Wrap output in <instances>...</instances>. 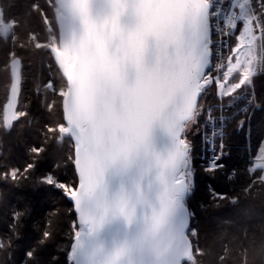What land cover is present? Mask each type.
<instances>
[{
  "label": "snow or ice",
  "instance_id": "snow-or-ice-1",
  "mask_svg": "<svg viewBox=\"0 0 264 264\" xmlns=\"http://www.w3.org/2000/svg\"><path fill=\"white\" fill-rule=\"evenodd\" d=\"M47 5L54 6L57 29L34 5L49 34L35 47L49 53V78L41 87L59 98L62 115L38 129L41 142L28 146L32 158L23 168L0 161V204L10 195L29 199L26 189L33 198L46 192L65 199L71 205L70 242L45 261L44 250L57 242L50 218L35 243L21 249L19 264H59L57 252L64 264H195L199 231L188 200L196 187L197 139L210 181L209 206L237 204L238 196L227 191L239 171L226 162L227 127L251 141L254 118L264 114V99L256 92V77L264 75V27L257 35L250 21L236 16L237 0H47ZM214 36L228 49L215 73ZM10 67L15 79L0 110L8 133L29 116L15 111L22 63ZM52 140L67 151L38 171ZM257 152L261 163L255 170L250 161L244 167L252 176L264 172V121ZM69 166L70 179L60 172ZM218 177L223 185L212 182ZM31 212L29 203L14 205L0 232V251L9 262L14 245L25 239Z\"/></svg>",
  "mask_w": 264,
  "mask_h": 264
},
{
  "label": "trees",
  "instance_id": "trees-1",
  "mask_svg": "<svg viewBox=\"0 0 264 264\" xmlns=\"http://www.w3.org/2000/svg\"><path fill=\"white\" fill-rule=\"evenodd\" d=\"M35 2H38L41 8L44 0H2L6 21L13 18L15 24L0 33V110L3 109L6 100L10 78L6 71L7 58L10 46H13L22 63L21 91L17 108L19 112H27L32 118V123L28 124L29 116L21 117L13 124V130L8 133L3 125V111H0V161L20 168H23L25 163L32 158L28 154V146L41 142L38 129L45 121L55 124L62 115L59 98L54 97L47 88L41 87V84L48 79L49 69L46 67V62L49 53L35 47L36 41L45 40L47 36L40 8L34 9ZM12 31L15 32L14 41L5 38ZM32 33L36 34L35 39ZM17 40L18 46H15ZM232 43H235L234 38ZM53 75H56L55 70H53ZM58 79L56 77L57 82ZM60 85L58 82L57 90ZM37 88H39L40 95L36 94ZM256 92L264 99V75L256 77ZM214 99V94L210 95L208 103H213ZM42 100L43 104H41ZM53 100L56 104L49 112L48 104ZM262 121H264V114L257 113L253 121L252 156H256ZM227 131L230 137L227 143L231 158L226 162L229 169L236 167L239 170L235 181L229 185L227 191L232 192L234 197L238 196L239 202L235 205L222 204L219 208L209 206L207 185L210 181L202 171L203 163L199 159L200 142L197 139L194 153L196 156V187L194 194L188 200L190 208L197 214L192 225L199 231L200 254L196 255L194 252L195 264H264V179L261 171H257L255 176H252L244 168L250 161L252 169L255 170L253 160L248 157L245 149V135L235 133L231 124ZM49 144V153L45 154L38 171L49 168L55 159L62 157L67 151V145H59L55 140L50 141ZM60 172L66 178L70 179L72 176L71 166L62 168ZM212 182L224 184L223 179L219 177ZM25 195L29 199H17L16 195H10L8 203L0 204V232L7 229L10 212L14 205L23 208L25 203H29L32 206L24 241L14 245L10 262L5 253L0 251V264H19L21 249L28 244L35 243L44 228L49 225L50 218L55 226L57 242L44 250L45 261L49 253L70 242L68 225L72 219L69 214L71 205L65 199L51 193L41 192L33 198L26 189ZM192 239L195 244V238ZM57 255L59 264H64V255L59 252ZM188 264H191V261Z\"/></svg>",
  "mask_w": 264,
  "mask_h": 264
},
{
  "label": "rangeland",
  "instance_id": "rangeland-1",
  "mask_svg": "<svg viewBox=\"0 0 264 264\" xmlns=\"http://www.w3.org/2000/svg\"><path fill=\"white\" fill-rule=\"evenodd\" d=\"M3 6H2V5ZM38 4V2H35V5H37ZM39 5V4H38ZM40 6V5H39ZM4 8V4L2 3V0H0V23H3V22H6V23H8L11 27L15 24V21H14V19L13 18H11V20H9V21H6V19H5V17H4V11H5V9H3ZM41 8H43L44 9V11L45 12H47V14H48V16H49V18H50V20L53 22V28L54 29H57V25H56V23H55V11H54V6L53 7H48V5H47V0H44V2H43V4L41 5ZM242 9H243V13H241L240 12V9L238 10V16H241L242 15V17H243V20H245V21H250L251 22V20H250V18H249V16H248V13H247V10L245 9V7H241ZM22 18V17H21ZM13 19V20H12ZM252 24V23H251ZM1 33V32H0ZM45 34L48 36L49 34L48 33H46L45 32ZM14 35H15V32H13L12 31V33L8 36V37H5V38H8V39H11V41H14L15 40V37H14ZM57 35H58V33H57ZM46 36V37H47ZM15 46H18V40H17V42L14 44ZM16 54H18L17 53V50H14L13 49V46H10V49H9V52H8V58H7V60H8V64H7V66H6V71H8V73H9V75H10V78H9V82H8V86H7V90H6V99H7V95H8V91H9V87H10V84H11V73H10V61L15 57V56H17ZM47 55H48V53H47ZM49 56V55H48ZM48 78H49V75H48ZM21 80H22V76H21ZM57 84H58V82L56 83V88H57ZM60 87H62V85H60ZM59 90V89H58ZM19 100V99H18ZM17 112H19L18 111V108H17ZM252 139V138H251ZM199 140V139H198ZM199 142H200V140H199ZM245 149H246V151H247V155H248V157L250 158V159H252L253 160V162H254V157H256V156H252V142L251 141H248V139L246 138V135H245ZM228 151H229V145H228ZM203 153H202V145H201V143H200V151H199V159H200V157H201V155H202ZM258 155V152H256L255 153V155ZM200 161L204 164L205 162L204 161H202L201 159H200ZM253 167H255L254 166V164H253Z\"/></svg>",
  "mask_w": 264,
  "mask_h": 264
},
{
  "label": "built area",
  "instance_id": "built-area-1",
  "mask_svg": "<svg viewBox=\"0 0 264 264\" xmlns=\"http://www.w3.org/2000/svg\"><path fill=\"white\" fill-rule=\"evenodd\" d=\"M241 7H245L249 14V18L251 20L252 26L257 30V35H259V29L261 27H264V5H261L260 0H237V10L235 15L237 16L238 10ZM259 22V23H257ZM215 41H217L215 46V55L213 57V71L215 73V65L219 62V57L221 55L226 56L228 54V49L224 48L219 43V38L215 37L213 38ZM261 41L257 40V44L259 45ZM232 43V41H231ZM226 62V61H224ZM260 76V75H258ZM229 126V125H228ZM228 129V127H227ZM228 133V131H227Z\"/></svg>",
  "mask_w": 264,
  "mask_h": 264
},
{
  "label": "water",
  "instance_id": "water-1",
  "mask_svg": "<svg viewBox=\"0 0 264 264\" xmlns=\"http://www.w3.org/2000/svg\"><path fill=\"white\" fill-rule=\"evenodd\" d=\"M17 60H19L21 62L20 58L18 56H16L10 61V66L13 64L14 61H17ZM10 73H11V84H10L8 95H7V99H6V102L4 103V105L8 102V98H9L10 92L12 90L14 79H15L14 73L12 71V67H10ZM18 81H19L18 82L19 92H18V95H16L17 105H18L19 94H20V91H21V70H20V72L18 74ZM15 111L17 112V107H16ZM3 116H4V113H3ZM3 125H4V123H3Z\"/></svg>",
  "mask_w": 264,
  "mask_h": 264
},
{
  "label": "flooded vegetation",
  "instance_id": "flooded-vegetation-1",
  "mask_svg": "<svg viewBox=\"0 0 264 264\" xmlns=\"http://www.w3.org/2000/svg\"><path fill=\"white\" fill-rule=\"evenodd\" d=\"M9 24L8 23H6V22H3V23H0V32L2 33V32H5L7 29H9ZM5 102H6V100H5ZM4 102V103H5ZM4 106V105H3Z\"/></svg>",
  "mask_w": 264,
  "mask_h": 264
},
{
  "label": "crops",
  "instance_id": "crops-1",
  "mask_svg": "<svg viewBox=\"0 0 264 264\" xmlns=\"http://www.w3.org/2000/svg\"><path fill=\"white\" fill-rule=\"evenodd\" d=\"M254 159V162H253V164H254V166L256 167V165H258V164H260L261 163V161L259 160V158H258V155L256 154V157H254L253 158ZM261 175H262V178L264 179V172H261Z\"/></svg>",
  "mask_w": 264,
  "mask_h": 264
}]
</instances>
